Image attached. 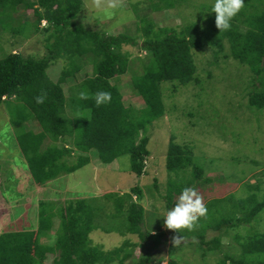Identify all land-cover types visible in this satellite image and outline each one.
<instances>
[{
  "label": "trees",
  "instance_id": "obj_1",
  "mask_svg": "<svg viewBox=\"0 0 264 264\" xmlns=\"http://www.w3.org/2000/svg\"><path fill=\"white\" fill-rule=\"evenodd\" d=\"M162 1L164 9H170L186 0ZM204 2H200L203 3L200 4L202 10L197 14L188 13L195 19H188L190 22L182 25L155 26L151 21L141 19L144 25H136L135 28L142 32L140 47L146 55L139 72L130 69L129 53L123 50V45H136V37L126 31L110 34L76 22L82 10V0H0L2 30L21 37L29 36L30 31L46 34L43 39L45 51L40 56L17 51H5L6 54L0 55V104L8 101H16L17 105L21 103L26 111L29 109L27 119L37 122L36 130L29 128L15 134L33 183L46 185L63 174L73 172L90 162V152L105 164L128 154L130 171L137 176L144 174L149 154L148 125L165 113L162 82L177 86L197 81L194 50L208 46L214 50V55L222 53L225 59L231 56L248 66L253 75V88L245 94L247 103L264 109V0H245V7L231 22V29L221 32L215 24V13H208L213 1L210 5ZM20 6L32 8L34 21L13 22V14ZM157 6V9H163ZM206 6L207 11L204 10ZM197 19L202 23H197ZM41 21L47 24L44 28L39 27ZM225 42L228 53L224 52ZM88 57L93 63L91 75L70 86V95L66 96L62 85L69 77H75ZM59 58L66 63L60 75L52 79L48 69ZM127 71L131 75L130 85L134 93L144 103L138 108L126 106L118 84L112 82ZM82 90L90 94L89 99H80ZM98 90L111 93L108 105H95L91 94ZM40 94H46V99L44 103L37 104L35 97ZM83 111L84 115L81 114ZM46 139L49 140L45 142ZM73 157L75 162H70L69 158ZM188 167L193 170L192 179H197L202 169L195 163L191 149L176 143L171 137L166 169L171 172ZM258 184L253 185L254 188ZM182 188L176 191L180 192ZM140 192L138 186L131 187L130 191L120 194L114 208L115 216L123 219L124 223L126 221L121 233L136 234L139 242L125 241L106 252L91 244L89 238L93 221L102 210L97 203L79 197L59 202L41 200L38 201L36 225L0 231V264H45L50 256L52 264H130L127 260L132 258L134 248L151 235L141 226L144 207L132 198L133 194L139 199ZM171 192L170 189L168 193ZM4 193L0 187V201L7 205ZM169 195L165 196L166 209L175 203ZM253 197L255 195L250 194L247 198L252 201ZM244 201L238 202L242 210ZM252 202L254 205L240 212V216L225 217L212 225L216 231L213 237L208 240L200 238V244L207 247L208 252H221L215 264H264V232L232 235L236 246L228 242L227 249L222 243V236L228 233L227 228L238 223H250L264 210V194L260 200ZM13 206L11 213L15 214L17 206ZM54 217H58L59 224L55 235H52L48 232L52 229ZM234 221L233 225H228ZM223 226L227 228L222 229ZM146 253L134 264H150L155 259L149 249Z\"/></svg>",
  "mask_w": 264,
  "mask_h": 264
},
{
  "label": "rangeland",
  "instance_id": "obj_2",
  "mask_svg": "<svg viewBox=\"0 0 264 264\" xmlns=\"http://www.w3.org/2000/svg\"><path fill=\"white\" fill-rule=\"evenodd\" d=\"M82 1V10L76 22L87 28L106 30L110 34L126 31L136 37L137 44L123 45V50L129 53L130 69L140 72L146 52L140 47L142 32L135 27L144 25L141 19L151 21L155 26L182 25L190 22L188 19H195L188 13L197 14L202 10L200 4L203 3L200 2L206 1V5H210L213 0H186L170 9H164L162 0H115L118 8L109 10V14L98 13L93 7V0ZM157 5L163 9H157ZM12 18L15 24L19 20L34 21L33 10L20 6ZM196 21L202 23L198 19ZM46 25L45 21H41L39 27L44 28ZM45 36V33L30 31L29 36L21 37L0 27V55L3 52L6 54L5 51H17L40 56L45 51ZM224 52H229L227 42ZM193 54L197 66L196 77L199 78L197 81L177 86L162 82L165 113L148 125L149 154L141 176L130 171L128 154L105 164L98 160L95 153L90 152L89 163L46 185H36L30 178L27 162L21 154L15 134L29 128L36 130L37 122L27 119L29 109L26 111L23 104L17 105L16 101L2 102L0 187L8 203L6 205L0 201V231L36 225L38 201L59 202L79 197L92 200L102 209L89 233L91 244L107 252L125 241L137 243L140 239L136 234L121 233L126 221L124 223L123 219L115 216L114 208L120 194L138 186L141 190L139 199L133 194L132 198L144 207L141 226L151 235L134 248L132 258L127 263L134 264L140 257H145L149 249L155 257L150 264H215L221 252H208L209 249L200 244V238L208 240L213 237L216 231H213L212 225L225 217L240 216V212L250 209L254 205L252 201L260 200L264 194V109L251 107L247 103L245 94L253 88V75L248 66L240 64L231 56L225 59L222 53L216 56L208 46L194 50ZM65 63L64 59L59 58L48 69L49 76L56 79ZM82 65L75 77H69L62 85L66 96L70 95V86L79 83L84 76L91 75V58H86ZM130 78V72L127 71L112 82L118 84L124 104L138 108L144 103L134 93ZM81 114L84 115L85 111ZM171 137L176 143L191 149L195 163L202 169L197 179H192L193 170L189 167L171 172L166 169V153ZM75 160V157L69 158L70 162ZM258 182V187L254 188L253 185ZM182 187H195L208 212L191 231L181 230L177 233L165 227L161 216L167 210L165 196L170 194L168 191L172 190L169 196L176 200L180 193L176 189ZM109 193L115 195L109 196ZM250 194L255 195L252 201L247 198ZM241 199L245 200L243 210L240 205L238 207ZM11 206H17L15 214L11 213ZM233 223L235 221L228 225ZM58 224V217H54L52 229L48 233L55 235ZM227 229V235L222 236L225 249L228 242L236 246L232 235L264 232V210L250 223H238ZM174 239L178 241L174 243ZM45 264H52L51 256L45 260Z\"/></svg>",
  "mask_w": 264,
  "mask_h": 264
},
{
  "label": "clouds",
  "instance_id": "obj_3",
  "mask_svg": "<svg viewBox=\"0 0 264 264\" xmlns=\"http://www.w3.org/2000/svg\"><path fill=\"white\" fill-rule=\"evenodd\" d=\"M93 7L100 14H109V10L118 8L115 0H93ZM245 7V0H213L211 5V12L215 13L216 27L221 31H229L232 27V20ZM80 99L87 100L90 94L82 90L79 93ZM97 107L101 105H108L111 102V93L104 90H98L91 94ZM46 94H40L35 97L37 104L44 103ZM208 209L203 202L201 195L197 192L195 187H183L179 195L176 197L175 203L170 209L164 213V225L167 229L175 230L180 233L181 230L191 231L198 223L201 217L207 215ZM178 239H174V243Z\"/></svg>",
  "mask_w": 264,
  "mask_h": 264
}]
</instances>
